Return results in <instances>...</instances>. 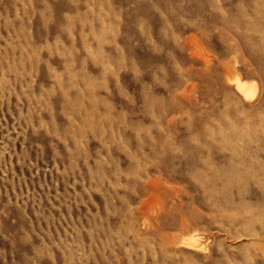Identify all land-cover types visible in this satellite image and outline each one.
<instances>
[{
  "label": "rangeland",
  "instance_id": "1",
  "mask_svg": "<svg viewBox=\"0 0 264 264\" xmlns=\"http://www.w3.org/2000/svg\"><path fill=\"white\" fill-rule=\"evenodd\" d=\"M0 264H264V0H0Z\"/></svg>",
  "mask_w": 264,
  "mask_h": 264
},
{
  "label": "bare ground",
  "instance_id": "2",
  "mask_svg": "<svg viewBox=\"0 0 264 264\" xmlns=\"http://www.w3.org/2000/svg\"><path fill=\"white\" fill-rule=\"evenodd\" d=\"M237 80V79H236ZM223 172V171H222ZM252 172V171H251ZM229 174V173H228ZM232 174V173H231ZM254 174V173H253ZM226 181H227V179H226ZM198 240V239H197ZM191 241H192V245H194V246H199L198 245V243H196L195 241V239H191ZM199 242V241H198Z\"/></svg>",
  "mask_w": 264,
  "mask_h": 264
}]
</instances>
